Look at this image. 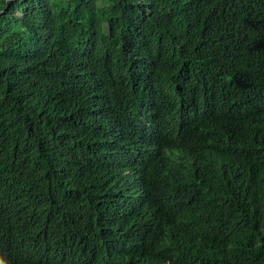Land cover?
<instances>
[{"label":"trees","instance_id":"obj_1","mask_svg":"<svg viewBox=\"0 0 264 264\" xmlns=\"http://www.w3.org/2000/svg\"><path fill=\"white\" fill-rule=\"evenodd\" d=\"M46 263L264 264V0H0V264Z\"/></svg>","mask_w":264,"mask_h":264},{"label":"bare ground","instance_id":"obj_2","mask_svg":"<svg viewBox=\"0 0 264 264\" xmlns=\"http://www.w3.org/2000/svg\"><path fill=\"white\" fill-rule=\"evenodd\" d=\"M155 84V83H154ZM154 89H156V88H154ZM156 91V90H155ZM109 111V110H108ZM104 112H105V110H104ZM104 116V115H103ZM102 116V117H103ZM101 118V117H100ZM105 122V121H104ZM163 122H165V121H163ZM166 124V123H165ZM168 130V129H167ZM165 132V131H164ZM153 165V164H152ZM169 165V164H168ZM163 167V166H162ZM152 168V167H151ZM171 169V168H170ZM149 175V174H148ZM153 175V174H152ZM162 177V176H161ZM171 177V176H170ZM35 241V240H34ZM50 256V255H49ZM46 259V258H45ZM51 259V258H50ZM50 261V260H49ZM55 263V262H54ZM58 263V262H57ZM47 264V263H46Z\"/></svg>","mask_w":264,"mask_h":264}]
</instances>
